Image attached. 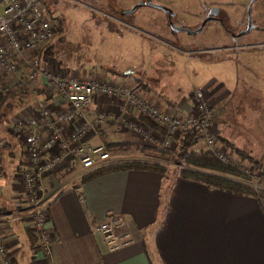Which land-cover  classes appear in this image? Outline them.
Masks as SVG:
<instances>
[{
  "label": "crops",
  "instance_id": "crops-1",
  "mask_svg": "<svg viewBox=\"0 0 264 264\" xmlns=\"http://www.w3.org/2000/svg\"><path fill=\"white\" fill-rule=\"evenodd\" d=\"M41 55L42 64L51 69L76 76L84 74L57 63L58 59L51 54ZM103 79L116 81L111 77ZM34 86L37 92L19 95L4 104L5 116L0 125V226L4 227L2 233L13 264H264V205L256 197L183 180L179 174L144 170L116 171L81 185L80 174L86 169L74 160L62 162L43 179L48 231L53 238L50 257L46 259L37 238L29 233V221L25 218L28 207L20 181L27 166L24 142L8 128L18 116L31 117L43 105L56 113L65 104L58 94L43 89L39 83ZM221 88L214 92L219 93ZM149 93L142 92L170 111L184 113L192 107V101L185 98L169 101ZM217 97L218 94L209 98L216 125L220 115L216 105L227 98ZM97 110L117 115L121 111L119 102L103 96L84 108L90 114ZM121 113L143 131L154 134L158 144L165 139L166 130L148 117L134 109ZM71 126L72 122L62 124L66 131ZM176 138L173 136L164 148ZM84 140L105 148L109 143H124L122 150L109 151V163L148 162L156 157L146 151L156 146L146 142L140 132L130 131L117 122L102 123L97 135L88 134ZM15 211L21 213V220H8ZM112 215L121 217L122 232L130 234L131 242L110 251L101 234L91 228Z\"/></svg>",
  "mask_w": 264,
  "mask_h": 264
},
{
  "label": "rangeland",
  "instance_id": "rangeland-1",
  "mask_svg": "<svg viewBox=\"0 0 264 264\" xmlns=\"http://www.w3.org/2000/svg\"><path fill=\"white\" fill-rule=\"evenodd\" d=\"M45 1L58 26L45 49L64 67L85 76L121 79L163 100L192 101L196 89L208 93L206 100L211 106L210 95L227 97L216 105L220 115L213 125L215 147L229 163L238 162L245 168L248 184L255 186L252 176L264 180L254 162L264 166V35L253 32L244 38L233 37L250 0H151L175 13L169 21L183 29L178 33L171 29L163 11L150 6L137 9L132 16H121L146 0ZM210 7L221 9L222 21H210L197 31ZM257 11L264 15V0L253 6L254 15ZM219 87L220 92H214ZM3 113L1 106L0 125ZM183 135H174L173 144L163 148L170 158H154L169 175L184 167L178 157ZM124 147L121 143L120 150ZM189 149L197 154L207 150L214 156L200 136ZM255 187L264 190V182Z\"/></svg>",
  "mask_w": 264,
  "mask_h": 264
},
{
  "label": "built area",
  "instance_id": "built-area-1",
  "mask_svg": "<svg viewBox=\"0 0 264 264\" xmlns=\"http://www.w3.org/2000/svg\"><path fill=\"white\" fill-rule=\"evenodd\" d=\"M57 34L54 17L49 13L45 0H0V98L37 92L35 83L58 94L65 104L56 113L43 105L31 117L24 115L12 121L10 133L24 142L26 164L21 172L22 194L26 199L29 229L37 238L40 252L46 259L51 253L53 238L48 231L47 194L44 180L66 159L74 160L81 168L95 169L110 159L104 145L92 146L84 140L88 134H98L102 123L117 122L130 131H138L146 142L164 148L178 133L194 131L204 140L208 150L221 161L229 159L216 146L213 132V106L206 100V93L196 89L192 93V107L188 112L167 110L154 99L144 97L134 84L121 79L107 80L99 76H76L70 72L51 69L42 64L40 51L48 47ZM110 97L120 106V115L97 110L87 113L84 108L97 97ZM134 109L166 130L165 139L158 144L152 133L143 131L135 122L122 116V111ZM72 122L70 131L62 128L63 123ZM253 184L263 183L262 178L252 176ZM254 186V187H255ZM256 188V187H255ZM15 211L8 220H21ZM123 220L118 215L106 217L92 228L101 234L110 251L126 246L131 236L122 232ZM4 227L0 226L1 264H13L5 245Z\"/></svg>",
  "mask_w": 264,
  "mask_h": 264
},
{
  "label": "trees",
  "instance_id": "trees-1",
  "mask_svg": "<svg viewBox=\"0 0 264 264\" xmlns=\"http://www.w3.org/2000/svg\"><path fill=\"white\" fill-rule=\"evenodd\" d=\"M57 26V24H56ZM58 27V26H57ZM44 54L50 53L48 49L43 50ZM44 89V87H43ZM20 96H27L26 91H21L18 93ZM17 95V96H19ZM16 98L14 94L6 95L3 98H0V108L12 98ZM184 137L180 141L178 157L182 159L184 167L180 168L179 176L183 180H191L196 183H204L209 187H215L221 189L222 191L232 192L236 195H247L256 197L262 205H264V190L260 188H255L254 186L248 184L250 178L240 163L230 162V163H221L220 160H217L215 156L208 153L207 150L199 151L198 154L194 151H191L189 147L199 138V135L194 131L185 133ZM121 144L118 143H109L106 145V149L109 151L120 149ZM146 151L150 152L157 158H170V153L164 149L157 150L156 148L147 149ZM71 159L65 160L63 162H70ZM258 168L264 173V166L261 167L259 164L254 161ZM135 171V170H144L145 172L153 171L158 174L164 173L166 168L164 165H160L156 161H122V162H113L108 165H102L96 169H91L84 174L80 179V184L84 185L86 182L97 179L99 176L109 175L112 172H123V171ZM29 233L32 232L29 230ZM33 235V234H32ZM35 238V236L33 235ZM36 239V238H35Z\"/></svg>",
  "mask_w": 264,
  "mask_h": 264
},
{
  "label": "flooded vegetation",
  "instance_id": "flooded-vegetation-1",
  "mask_svg": "<svg viewBox=\"0 0 264 264\" xmlns=\"http://www.w3.org/2000/svg\"><path fill=\"white\" fill-rule=\"evenodd\" d=\"M146 1H148V0H146ZM146 1H143V2H146ZM251 1L252 0H250L249 3L247 4V6L245 7V17L242 20V23H240L238 29L235 32H233V37L236 38V39H237V36L244 38L246 35H249L250 33H253V32L256 33V34L258 33V34L264 35V15L261 16L260 15V11H257L255 13V15L253 14V6L256 4V2L258 0H255L254 3L252 4L251 8L249 9V4H250ZM214 8L215 7H210L207 10L206 15L202 19L203 22L208 17L209 11L211 9H214ZM215 9L217 10L216 13L212 14L211 16H209V19H208L209 21L208 22H210V21H216V22L222 21V19H221V16H222L221 9H219V8L218 9L215 8ZM138 10H136V11H138ZM121 16L129 17V16H132V14L126 15L125 11H123ZM171 18L172 17H168L167 18L168 21ZM170 22L171 21H169V25H170ZM211 51H213V50L211 49L210 51H207V52H211Z\"/></svg>",
  "mask_w": 264,
  "mask_h": 264
},
{
  "label": "water",
  "instance_id": "water-1",
  "mask_svg": "<svg viewBox=\"0 0 264 264\" xmlns=\"http://www.w3.org/2000/svg\"><path fill=\"white\" fill-rule=\"evenodd\" d=\"M255 0H252L249 4V9L251 8L252 4L254 3ZM143 6H150L151 9H159L161 11L164 12V14L168 17H173L175 15V13L170 9V8H167L161 4H157V3H152L151 0H148L146 2H143L141 1L140 3H137L136 5H134L133 7H131L128 11H125V14L126 15H129V14H133L134 12H136L137 9H141V7ZM216 9H211L208 13V17L206 18V20L204 22H202L201 24V27L197 30V31H200L201 29H204L207 22L209 21V16H211L212 14L216 13ZM170 27L173 31L175 32H181L183 29L181 28H177V26H175L172 22H170Z\"/></svg>",
  "mask_w": 264,
  "mask_h": 264
}]
</instances>
